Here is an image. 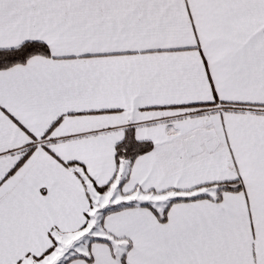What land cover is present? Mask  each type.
<instances>
[{"label": "snow or ice", "instance_id": "obj_1", "mask_svg": "<svg viewBox=\"0 0 264 264\" xmlns=\"http://www.w3.org/2000/svg\"><path fill=\"white\" fill-rule=\"evenodd\" d=\"M0 264H264V0H0Z\"/></svg>", "mask_w": 264, "mask_h": 264}]
</instances>
